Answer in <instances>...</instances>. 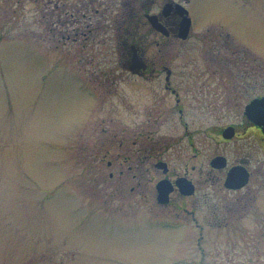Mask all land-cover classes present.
<instances>
[{
	"label": "rangeland",
	"instance_id": "374dc122",
	"mask_svg": "<svg viewBox=\"0 0 264 264\" xmlns=\"http://www.w3.org/2000/svg\"><path fill=\"white\" fill-rule=\"evenodd\" d=\"M51 6V0H0V264H200L198 232L163 226L146 212L131 213L130 178L123 180L119 195L118 180L111 177L118 168L108 160L115 161L116 151L130 154L133 137L122 131L128 138L120 145L112 131L135 127L130 101L137 106L135 97L146 96L139 92L141 83L132 88L136 77L122 65L126 56L110 41L98 45L95 54L74 51L70 41L55 34L59 18ZM191 11L193 41H181L166 61L217 62L210 45L201 39L196 47L194 39L215 26L240 34L247 45L238 47L245 54L221 55L218 62L254 65L243 83L248 91L238 93V101L218 102L214 112L196 120L202 126L242 127L246 104L264 92L257 74L260 68L264 72V0H195ZM173 121L180 123L174 118L163 126H175ZM200 137L202 157L226 152L231 164L235 151L249 156L259 169L243 190L264 196V155L254 134L227 143L204 133ZM183 146L173 147L172 163L182 164ZM217 172L224 175L226 169ZM236 220L249 228L250 239L264 234L260 226L251 228L256 216ZM206 233L204 264H235L228 262L224 242L246 238V232ZM249 249L253 261L248 264H264V257Z\"/></svg>",
	"mask_w": 264,
	"mask_h": 264
},
{
	"label": "flooded vegetation",
	"instance_id": "af4514ba",
	"mask_svg": "<svg viewBox=\"0 0 264 264\" xmlns=\"http://www.w3.org/2000/svg\"><path fill=\"white\" fill-rule=\"evenodd\" d=\"M194 1L51 0V11L59 18L54 21L55 34L70 41L73 50L95 54L94 49L98 45L110 41L117 54L126 56L127 61L122 65L132 77H136L131 86L134 88L141 83L140 87L144 89L138 91H146V96L135 97L137 106L133 100L130 101L129 105L134 108L131 118H135V127H115L112 131L120 145L125 144L128 138L121 136L122 131L129 132L133 137L130 139V154L116 151L115 161L108 160L109 166L118 168L116 174L111 172V177L118 180L116 190L119 195L123 190V180L130 178L131 213L146 212L151 219L156 215L159 216L156 219L181 221L182 226L198 232L194 241L201 251L200 264H204L206 231L231 228L247 234L249 228L236 219L249 220L250 216L257 217L251 227L253 231L258 230V226L264 229V205H260L264 196L260 199L255 191L243 190L259 169L250 165L249 156L238 157L240 152L234 148L236 159L231 164L226 152L202 157L200 136L204 133L213 136L217 143H227L254 134L264 155V128L249 121L245 111L247 120L242 127L237 123L221 128L214 123L202 126L196 120H201L202 113L214 112L218 102L238 101L241 97L238 93L249 89L243 83H247L250 66L254 65L218 62L223 59L221 55L245 54L238 45H247L236 31L223 33L217 29V24L224 26L218 20L208 21L212 26L215 24L217 30L214 28V32L203 33L202 37L194 39L196 47L204 39L213 50L217 62L171 64L166 61L167 56L179 50L181 41H193L196 23L191 8ZM134 55L139 59V66L131 70ZM218 55L220 58H217ZM257 74L258 86H263V69H258ZM259 90L261 88L257 92ZM174 118H178L180 123L173 121L175 126H163ZM228 125L234 129L231 137L225 135ZM107 130L103 128V132ZM182 142L183 162L172 163L169 159L172 157L171 151ZM109 150L104 152V158L111 152ZM219 155L226 158L227 165L221 168L211 166L213 159ZM235 165L248 169L249 181L234 189L225 186V182L229 168ZM223 169L226 172L222 176L217 171ZM180 178L186 179L192 191L187 192L183 185L178 184ZM161 179L167 180L172 188L165 201L159 199L158 184ZM259 235L251 239L249 234L243 239H227L224 244L230 249V254L226 256L228 262L239 264L237 260H242L240 264H248L253 261V256H249L250 247L255 248L257 256L264 257V234Z\"/></svg>",
	"mask_w": 264,
	"mask_h": 264
},
{
	"label": "water",
	"instance_id": "95a60500",
	"mask_svg": "<svg viewBox=\"0 0 264 264\" xmlns=\"http://www.w3.org/2000/svg\"><path fill=\"white\" fill-rule=\"evenodd\" d=\"M132 59H133L132 67L138 66L139 65L138 57L134 55ZM254 107L255 109L259 108V112H257V114L252 112V109H254ZM247 112L250 114L251 118H253L255 121H258L259 123H264V98L251 104ZM212 165L216 167H221L225 165V160L224 158L218 156L215 159H213ZM248 177H249L248 171L244 167L240 165L234 166L228 172L226 179V186L240 187L248 181Z\"/></svg>",
	"mask_w": 264,
	"mask_h": 264
}]
</instances>
